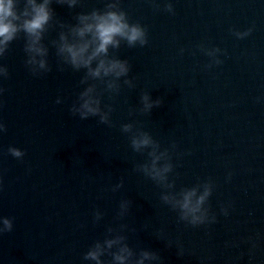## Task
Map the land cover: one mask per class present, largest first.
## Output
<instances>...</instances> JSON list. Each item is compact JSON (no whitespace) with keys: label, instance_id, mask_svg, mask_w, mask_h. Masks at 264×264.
Instances as JSON below:
<instances>
[{"label":"water","instance_id":"obj_1","mask_svg":"<svg viewBox=\"0 0 264 264\" xmlns=\"http://www.w3.org/2000/svg\"><path fill=\"white\" fill-rule=\"evenodd\" d=\"M109 4L146 43L121 40L109 58L127 75L93 79L59 54L60 35ZM50 8L46 68L29 62L24 32L0 55V220L12 223L0 264H96L86 256L98 244L102 264L125 245L128 264L145 252L144 264H264V0ZM89 87L101 111L82 118ZM144 135L152 144L137 150ZM153 152L163 180L144 171ZM192 189L210 192L195 225L171 199Z\"/></svg>","mask_w":264,"mask_h":264},{"label":"clouds","instance_id":"obj_2","mask_svg":"<svg viewBox=\"0 0 264 264\" xmlns=\"http://www.w3.org/2000/svg\"><path fill=\"white\" fill-rule=\"evenodd\" d=\"M58 3L67 4L69 7H75L79 0H57ZM52 0H24L22 10L18 9V0H0V55H3L7 46L12 42L19 32H24L30 38L27 51L30 54V63L39 64L40 68H46L47 49L41 44L43 33L47 25L52 19V9L50 5ZM115 4H109L106 11H92L90 14H80L77 17L78 23L71 27L69 33H61L59 43V54L65 61L77 70L81 68L87 69V74L93 79L103 80L105 77H114L119 79L126 76L129 67L126 61L115 58H109V49L118 48L121 40H126L128 44L133 45L137 42L146 43L145 32L138 25L128 23L126 14L121 11L113 10ZM39 57V59H37ZM95 66L93 67V65ZM3 69H0L2 72ZM109 83V87H112ZM94 89L89 87L80 97V115L82 118L88 115L100 114V101L93 95ZM147 108H151L152 104L148 103L145 97ZM102 120H106V116H101ZM0 131H4V127L0 124ZM152 144L150 137L144 135L133 140L134 147L139 150L142 147H148ZM14 157H21L23 153L18 149H10ZM153 160L151 167L145 165L144 171L163 180L164 173L169 171L166 166L163 169L156 167L160 156L155 152L151 153ZM210 195L208 190L202 194H198L195 189L185 190L172 197V202L178 206L182 212V218L190 219L195 225L205 220V213L202 209L207 197ZM169 200V197H165ZM3 225L0 232L10 231L12 223L7 218L0 220ZM117 240L107 241L108 248L118 243ZM101 245L96 246V250L90 251L86 259L94 260L96 264H102L100 256L102 254ZM133 255L131 250L125 245L120 248L115 260L118 264H128L130 257ZM151 254L145 252L142 254L137 264H144L145 259H151Z\"/></svg>","mask_w":264,"mask_h":264}]
</instances>
